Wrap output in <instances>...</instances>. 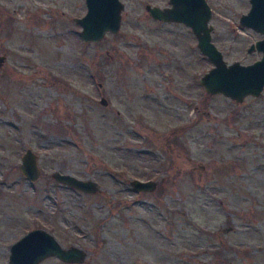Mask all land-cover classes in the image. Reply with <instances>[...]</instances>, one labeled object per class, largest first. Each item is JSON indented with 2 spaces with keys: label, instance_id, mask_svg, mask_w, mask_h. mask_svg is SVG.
Listing matches in <instances>:
<instances>
[{
  "label": "rangeland",
  "instance_id": "rangeland-1",
  "mask_svg": "<svg viewBox=\"0 0 264 264\" xmlns=\"http://www.w3.org/2000/svg\"><path fill=\"white\" fill-rule=\"evenodd\" d=\"M121 1L118 30L83 41L85 0H0V264L36 227L86 253L37 264H264V88L209 94L213 63L191 28ZM209 2L224 60L259 59L248 48L264 33L239 24L249 0ZM27 148L36 180L19 167Z\"/></svg>",
  "mask_w": 264,
  "mask_h": 264
},
{
  "label": "water",
  "instance_id": "water-1",
  "mask_svg": "<svg viewBox=\"0 0 264 264\" xmlns=\"http://www.w3.org/2000/svg\"><path fill=\"white\" fill-rule=\"evenodd\" d=\"M249 2L250 7L239 17V24L264 33V0ZM85 3V14L75 18L81 26L80 35L83 41H98L105 32L118 30L124 6L121 0H85ZM170 4L171 6L165 8L150 5L146 8L155 19L180 22L191 28L197 39L198 49L213 63L199 78L204 90L209 94H222L236 101H242L248 95L258 96L264 88V37L248 48V51L254 48L260 50L262 55L259 59L248 64L239 61L228 64L211 40L210 5L205 0H170ZM3 60L4 56H0V64ZM100 102L106 104L105 98L101 97ZM19 167L30 180H36L40 175L36 155L30 148L22 155ZM53 178L61 184L88 193L95 192L99 187L93 180L77 178L70 173L56 171ZM131 184L135 191H149L156 186L150 179H135ZM50 256L64 262L81 263L86 253L74 245L63 247L52 233L36 228L27 231L11 245L8 264H37Z\"/></svg>",
  "mask_w": 264,
  "mask_h": 264
},
{
  "label": "flooded vegetation",
  "instance_id": "flooded-vegetation-1",
  "mask_svg": "<svg viewBox=\"0 0 264 264\" xmlns=\"http://www.w3.org/2000/svg\"><path fill=\"white\" fill-rule=\"evenodd\" d=\"M206 1V3H208L209 5H210V2H209V0H205ZM147 5H150V6H159V7H161V8H165V7H169V6H171V4H170V0H161V1H159V0H153V1H149V0H147V1H144V7H145V9H146V11H147V13H148V16L151 18V19H153L154 21H157V22H161V23H173V24H179V25H182V26H184V27H186V28H189L188 26H186L184 23H180V22H175V21H163V20H160V19H155V18H153L150 14H149V12H148V10H147V8H146V6ZM210 7H211V5H210ZM211 9H212V7H211ZM164 76H170V73L169 72H165V74H164ZM100 84V83H99ZM36 228H39V227H36ZM36 228H32V229H36ZM32 229H29V230H32ZM44 229V228H43ZM28 230V231H29ZM26 232H24V233H22L20 236H22L23 234H25ZM19 236V237H20ZM18 237V238H19ZM17 238V239H18Z\"/></svg>",
  "mask_w": 264,
  "mask_h": 264
}]
</instances>
